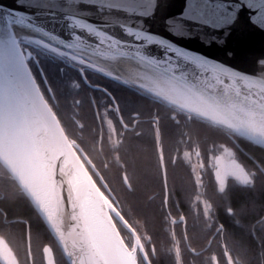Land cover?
Listing matches in <instances>:
<instances>
[{"label":"snow or ice","instance_id":"6c2138e0","mask_svg":"<svg viewBox=\"0 0 264 264\" xmlns=\"http://www.w3.org/2000/svg\"><path fill=\"white\" fill-rule=\"evenodd\" d=\"M16 4L21 7L0 4V166L10 173L34 218L45 226L49 235L61 241L65 264H103V261L97 258L96 249L88 241L89 205L83 201L81 192L69 187L73 170L67 164L62 166L63 157L58 156L67 137L65 117L73 113L61 107L49 74L41 66L44 61L62 62L74 68L84 83L115 100L107 88L93 85L87 73L91 70L118 83H139L124 79L93 59L115 58L116 53L104 48H118L125 43L110 34L113 27H119L143 46L136 51L139 61L151 65L166 82V88L157 82L150 89L153 93L173 103H180L175 94L193 96L203 106L185 107L217 122L222 119L242 137L264 145V51L256 57L258 74H246L189 50L148 27L149 22L159 20L171 36L182 39L203 34L207 43L222 46L238 32L242 35L253 29L264 32V0H183L179 15L168 11L170 6L166 0H16ZM91 8L107 12L104 20L111 23L92 22L95 15ZM59 13H63L68 38L50 30L41 19L55 20ZM133 17L135 24L129 26ZM156 46L164 53L162 59L148 51ZM73 86L82 88L81 83ZM90 102L95 106L96 115L107 120L113 145L119 148L124 142L123 132L133 130L140 122L139 114L134 115L131 126L120 115L123 131L117 138L115 124L108 115L113 111L119 113V104L109 107L105 101L101 111V104L94 97L90 96ZM70 104L78 113L83 99L73 95ZM236 108L240 110L239 115L233 111ZM154 120L159 142V118ZM158 151L163 166L162 147ZM184 155L188 157L190 153ZM234 175L243 184L251 182L247 173ZM123 177L128 182L127 172ZM100 191L111 201L103 187ZM3 199L6 197L0 193V200ZM97 209L102 211L103 205H97ZM107 211L111 215V208ZM0 214L8 229L16 224L25 226L28 261L35 264L31 252L32 219L18 216L10 219L8 211L3 209ZM41 252L46 264H58L54 248L45 246ZM0 262L21 264L16 246L3 233H0Z\"/></svg>","mask_w":264,"mask_h":264},{"label":"flooded vegetation","instance_id":"af4514ba","mask_svg":"<svg viewBox=\"0 0 264 264\" xmlns=\"http://www.w3.org/2000/svg\"><path fill=\"white\" fill-rule=\"evenodd\" d=\"M51 66L64 69L63 72L59 71V76L68 89L69 101L63 104V109L73 113L65 117L67 135L95 182L108 192L111 201L119 210L121 205L103 170H108L111 163L113 169L109 168L107 175L115 176L114 170L117 169L121 173L129 212L133 206L131 196L139 191L149 194L150 207L158 208L162 212V220L167 229L163 234L153 230L146 217L135 222L124 217L135 230L143 247L141 249L140 244L136 247L139 264H148L149 258L150 264H155V259L159 257L158 251L168 252L173 260L172 264H234L228 246L229 242H234L233 228H240L243 220L241 213L233 208L235 193L238 188L255 189L259 175L264 177V163L257 158L254 151L256 144L224 128L196 119L197 117L153 97L135 85L114 82L89 70V81L93 85L107 88L115 97V100H110L103 92L84 83L74 68L62 62L51 63ZM52 74L59 78L56 70ZM75 83H81L82 88H75ZM73 95L77 99H83L78 113L70 104ZM90 96L96 99L97 104H101V111L105 101L109 107L119 104V113L113 111L108 115L115 124L117 138L123 131L120 115L131 126L134 115L139 114L140 122L133 130L123 132L124 142L119 148L113 145V133L108 128L107 120L96 115ZM155 117L159 118V142L156 138ZM136 132H141V135L137 136ZM161 147L163 166L158 151ZM138 151L142 152V157L137 154ZM146 152L151 154L145 155ZM185 152L190 153V156L186 157ZM141 162L148 169L142 176L144 183L139 181L141 174L137 171ZM239 165L251 177L250 183L243 184L234 175L241 172ZM125 172L128 173V182L123 177ZM4 180L13 187L10 195H16L9 197L22 198L19 189L10 177L3 174L0 166V193L5 196L1 186ZM0 209L5 210L1 202ZM32 217L34 220L33 212ZM24 218L29 219L28 216ZM115 220L127 245L133 248L137 241L133 233L116 218ZM253 220L255 230L260 231L264 214L262 217L255 216ZM41 226L44 230L40 235L34 234L31 229V252L35 264H46L41 252L45 246L54 248L56 257L61 253L54 237L48 234L42 223ZM0 233L12 240L21 264H29L26 228L23 235L17 233L15 225L10 229H0ZM159 238H162V242ZM159 243L164 244V250L158 249L156 245ZM158 263L163 264V261ZM255 264H264V261L258 260Z\"/></svg>","mask_w":264,"mask_h":264},{"label":"water","instance_id":"95a60500","mask_svg":"<svg viewBox=\"0 0 264 264\" xmlns=\"http://www.w3.org/2000/svg\"><path fill=\"white\" fill-rule=\"evenodd\" d=\"M166 2L170 6L168 11L179 15L180 9L183 5V0H166ZM0 4L9 7H21L16 4V0H0ZM81 7L83 8L85 6L81 5ZM90 11H93L95 15L92 18V22L98 24L111 23L110 20H104V16L108 15L107 12L100 13L96 11L95 8H91ZM41 19L50 30H55L64 38H68L66 22L63 21V13H59L55 20H52L51 18L47 17H41ZM128 24L129 26L134 25L135 18L133 17L131 20H129ZM148 27H150L153 31L157 33L167 36L168 39L173 40L174 42L189 50L200 53L210 59L230 66L235 70L241 71L246 74H258V65L256 64V57L261 53V51H264V32H261L259 29L250 30L249 32L243 35L238 32L225 45L217 46L214 44L207 43V37L203 36V34H194L189 38L182 39L175 36H171L167 32H165L159 20L149 22ZM110 34H114L120 40L125 41V43L120 44L118 48H110L105 46V51L110 53H116V55L115 58H101L102 60L108 62H116L119 58H125L133 61L148 72L156 73L151 65L141 63L138 57L136 56V51L142 50L143 48L141 44L137 43L132 37L128 36L119 27H113L110 30ZM234 49L235 51H233ZM148 51H150L153 57H159L162 59L164 56V53L159 48V46L153 47ZM189 78L191 79V77ZM132 85L143 89L153 97L159 98L165 101L166 103L179 108L190 116L200 118L202 120L210 122L215 126H219L230 131L231 133L241 136L233 127H231L227 123H224L222 119L220 120V122H217L216 120L203 116L199 112L193 110V108L185 107L184 105H193L201 107L203 106L193 96H189L186 94H175L177 100L180 101V103H173L164 99L162 96L153 93L150 89L156 87L157 85L152 84L151 82L146 81L142 84L133 83ZM143 85H148V87H143ZM233 111H235L237 115L240 114L239 108H236ZM217 115L222 116L223 114ZM232 119L235 122V117H232ZM247 140L250 141L249 139ZM258 146L264 148V145ZM58 156L63 157V160L61 161L62 166L67 164L73 170V175L71 177V183L69 187L71 189L81 192L83 194V201H86L89 205L90 223L87 227V236L90 246L96 249L97 258L103 261V264H131L127 255L128 252L132 250L133 253L136 254L134 263L139 264L136 246L130 248L127 245L121 231L119 230L116 220L115 222H113L114 218H116L119 222L122 223V225L129 229L133 233L136 240H139L138 235L136 234L135 230L132 228L130 223L120 213L118 208L113 204V202L109 201L107 197H105L101 193L100 187H98V184L95 182L89 169L87 168L86 164L77 152L68 135L60 146ZM99 204L103 205L102 211H98L97 209V205ZM109 208H111V215H109L107 211ZM53 237L61 249V241L57 237ZM139 244L141 249H143L140 240ZM50 256L51 253L49 252V257ZM147 262L149 261L147 260Z\"/></svg>","mask_w":264,"mask_h":264},{"label":"trees","instance_id":"16d2710c","mask_svg":"<svg viewBox=\"0 0 264 264\" xmlns=\"http://www.w3.org/2000/svg\"><path fill=\"white\" fill-rule=\"evenodd\" d=\"M43 67L47 70L49 74V79L52 82L53 87L56 89L58 98L60 101V105L63 108L64 103H68L69 99V93L68 89L63 84V79L59 76V69L58 67L51 66V63L48 61L43 62ZM58 72L59 78L57 79L54 74H52L54 71ZM64 89L61 91V89ZM68 95V96H67ZM199 119L205 123H209L205 120ZM254 151L257 155V158L264 163V148L255 145ZM138 155L142 154V152H137ZM151 152H146L145 155H150ZM144 155V153H143ZM140 157H142L140 155ZM139 157V158H140ZM113 164L109 163L108 170L113 169ZM114 167H116L114 165ZM110 168V169H109ZM1 169L3 171V174L6 177H10L9 172L7 169L3 166H1ZM105 170V177L108 181L111 188L114 190L115 195L117 197V200L121 207H119L120 212L123 214V216L132 222L137 221L138 219H142L143 217H146V221L148 222V225L155 230L158 234H163L167 230L165 228V223L162 220V212L158 210V208L150 207L151 202L148 200L149 194L143 193L141 191L135 192L132 194V203L133 206L131 207L130 214L129 209L127 208V197L125 194V185L122 178L121 173H119V170H114L115 176L108 177L107 169ZM146 169V164L144 162H141L139 164V167H137V171L140 172L142 183L145 182V179L142 178ZM122 171V170H121ZM112 177V178H111ZM137 180V182H139ZM2 189L5 191L6 199L1 200L2 207L8 211L9 218L11 219L12 216H18V217H25L28 216L29 219H32V221H35L32 223V229L33 233L36 235L43 234L44 228L41 226V223L32 217V212L29 210L27 204L24 202L23 198H10L16 197V195H10L11 192H13V187L6 183V180H4L3 183H1ZM236 197L233 201V208L236 209L241 215L243 216L242 220V226L240 228L234 227L232 230L233 240L234 242H229V250L231 252V259L234 261V264H255L260 261H264V222L260 225V231L255 230L254 228V220L253 218L257 215L264 214V177L262 174L259 175L257 179V186H255V189H246V188H238V190L235 193ZM164 213V212H163ZM129 214L131 216H129ZM0 229L6 230V226L3 223V215L0 214ZM15 230H17V233L19 235L25 234V226L23 224H16ZM162 242V238H159ZM158 249L164 250V244L159 243V245H156ZM158 256L155 259V264L159 261H163V264H172L173 260L171 259L170 255H168V252H162L160 253L158 251ZM58 264H65V259L61 256V253H58L57 256Z\"/></svg>","mask_w":264,"mask_h":264},{"label":"bare ground","instance_id":"6f19581e","mask_svg":"<svg viewBox=\"0 0 264 264\" xmlns=\"http://www.w3.org/2000/svg\"><path fill=\"white\" fill-rule=\"evenodd\" d=\"M93 59L97 60V62L100 63L103 67L115 72L124 79H134L141 84L148 81L152 84L157 85V82H159L160 85L164 86L165 88L167 87L166 82L162 78H160L158 74L148 72L131 60L119 58L116 62H108L99 58ZM138 244L139 241L137 240L135 246L137 247ZM127 256L130 263L135 264L134 259L136 258V254H134L132 250L128 252Z\"/></svg>","mask_w":264,"mask_h":264},{"label":"rangeland","instance_id":"374dc122","mask_svg":"<svg viewBox=\"0 0 264 264\" xmlns=\"http://www.w3.org/2000/svg\"><path fill=\"white\" fill-rule=\"evenodd\" d=\"M239 167L241 168V166H240V165H239ZM241 172H244V173H246V172H245V170H244V169H242V168H241ZM241 172H240V173H241ZM223 176H224V175H222V177H223ZM224 180H225V179H224Z\"/></svg>","mask_w":264,"mask_h":264}]
</instances>
